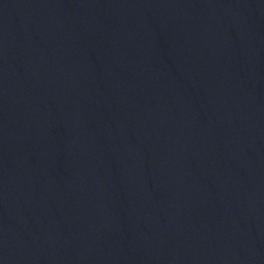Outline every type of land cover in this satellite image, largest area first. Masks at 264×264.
I'll list each match as a JSON object with an SVG mask.
<instances>
[{
  "label": "water",
  "instance_id": "95a60500",
  "mask_svg": "<svg viewBox=\"0 0 264 264\" xmlns=\"http://www.w3.org/2000/svg\"><path fill=\"white\" fill-rule=\"evenodd\" d=\"M255 0H0V264H53L168 92Z\"/></svg>",
  "mask_w": 264,
  "mask_h": 264
}]
</instances>
